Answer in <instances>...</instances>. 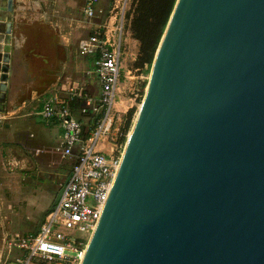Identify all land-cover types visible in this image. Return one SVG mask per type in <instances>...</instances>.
Listing matches in <instances>:
<instances>
[{
  "label": "water",
  "instance_id": "95a60500",
  "mask_svg": "<svg viewBox=\"0 0 264 264\" xmlns=\"http://www.w3.org/2000/svg\"><path fill=\"white\" fill-rule=\"evenodd\" d=\"M79 264H264V0H176Z\"/></svg>",
  "mask_w": 264,
  "mask_h": 264
},
{
  "label": "rangeland",
  "instance_id": "374dc122",
  "mask_svg": "<svg viewBox=\"0 0 264 264\" xmlns=\"http://www.w3.org/2000/svg\"><path fill=\"white\" fill-rule=\"evenodd\" d=\"M83 2L0 0V264H14L19 252L13 245V237L39 226L69 171L70 162L59 159L54 146L42 148L36 157L25 149L24 145L32 138L26 130L30 126L35 130L38 124L36 119L24 118H33L41 101L53 89L65 78L78 80L88 66L86 56L79 50V41L95 25L107 20L113 0L90 19L83 14ZM131 4L132 0H127L115 103V127L122 134L117 137L115 154L118 157L140 106L151 68L145 65L138 69L134 65L139 42L130 29ZM130 109L133 113L126 127ZM18 120H22L20 126ZM103 148L108 154V148ZM86 243L87 240L83 248Z\"/></svg>",
  "mask_w": 264,
  "mask_h": 264
},
{
  "label": "built area",
  "instance_id": "2783aa9c",
  "mask_svg": "<svg viewBox=\"0 0 264 264\" xmlns=\"http://www.w3.org/2000/svg\"><path fill=\"white\" fill-rule=\"evenodd\" d=\"M98 0H84L85 18L101 13ZM109 18L81 38L79 50L91 58L83 79L72 80L65 94L50 93L37 112L45 125L61 129L54 151L70 162L67 178L35 231L13 237L19 252L14 264H79L83 245L95 228L119 163L121 135L115 127L122 58V28L127 0H113ZM89 86L96 89L92 91ZM79 103L75 109L72 104ZM77 113L79 115H77ZM108 148V154L104 151ZM36 157L42 148L24 145Z\"/></svg>",
  "mask_w": 264,
  "mask_h": 264
},
{
  "label": "trees",
  "instance_id": "16d2710c",
  "mask_svg": "<svg viewBox=\"0 0 264 264\" xmlns=\"http://www.w3.org/2000/svg\"><path fill=\"white\" fill-rule=\"evenodd\" d=\"M176 0H132V18L130 29L133 37L139 42V50L134 65L138 69L151 66L155 50L168 21ZM77 109L79 103H73ZM133 109L126 117V127L130 123ZM77 115H79L77 113Z\"/></svg>",
  "mask_w": 264,
  "mask_h": 264
},
{
  "label": "crops",
  "instance_id": "0c3cea01",
  "mask_svg": "<svg viewBox=\"0 0 264 264\" xmlns=\"http://www.w3.org/2000/svg\"><path fill=\"white\" fill-rule=\"evenodd\" d=\"M104 2H105V5H104ZM110 3H111V0H98V2H97V4H96V7H99V8H101V7H103V6H106V5H110ZM83 6H84V2H83ZM82 9H83V7H82ZM110 11V10H109ZM110 16V15H109ZM109 18V17H108ZM107 18V19H108ZM86 60L88 61V66H92V61H91V58L90 57H88V56H86ZM86 67V69H89L90 67ZM85 70V69H84ZM84 70H83V72H84ZM83 72H82V75H81V77L79 78V79H83L84 78V76H83ZM85 79V78H84ZM72 82V79H69V80H67L66 81V78L60 83V85L57 87V88H55V89H53V92L52 93H54V91L56 92V93H60V94H65V89H67L68 87H69V85H70V83ZM58 89V90H57ZM89 89L90 90H92V91H95L94 89H96V87H94V86H89ZM60 90V91H59ZM42 102V101H41ZM40 106H41V103H40V105H39V107H38V109L35 111V116L33 117V118H31V117H28V118H24V119H29V120H31V121H33L34 119H36L37 120V124L38 125H36V128H35V130H33L32 129V127L30 126V128L29 129H27L26 131H29V133H28V135H29V137H32V138H29V141L31 142V144L32 145H34V146H36V147H39V148H49L50 146H54L55 144V142L57 141H59V138H60V134H61V129H60V127L57 125V124H52V125H45L42 121H41V119H40V117H39V115L37 114V112H38V110H39V108H40ZM0 117H1V114H0ZM24 119H22V120H24ZM22 120H18L17 122H18V126H20V124H21V121ZM16 122V123H17ZM30 123V121L28 122V124ZM21 129H23L24 130V128L23 127H21ZM54 139H55V141H54ZM56 142V143H57ZM32 156V155H31ZM69 172V171H68ZM67 176H68V174H67ZM67 176H66V178H67ZM65 178V179H66ZM64 181V180H63ZM38 228V227H37ZM36 228V229H37ZM35 229V230H36ZM35 230H33V231H35ZM30 232H32V231H30ZM28 233V232H27ZM23 234H25V233H23Z\"/></svg>",
  "mask_w": 264,
  "mask_h": 264
},
{
  "label": "bare ground",
  "instance_id": "6f19581e",
  "mask_svg": "<svg viewBox=\"0 0 264 264\" xmlns=\"http://www.w3.org/2000/svg\"><path fill=\"white\" fill-rule=\"evenodd\" d=\"M147 85V84H146ZM147 87H145V89H146ZM84 250V249H83Z\"/></svg>",
  "mask_w": 264,
  "mask_h": 264
}]
</instances>
